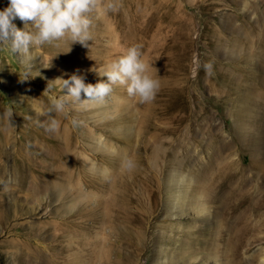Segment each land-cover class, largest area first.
<instances>
[{"label": "rangeland", "instance_id": "1", "mask_svg": "<svg viewBox=\"0 0 264 264\" xmlns=\"http://www.w3.org/2000/svg\"><path fill=\"white\" fill-rule=\"evenodd\" d=\"M90 31L0 49V264H264V0H120ZM137 44L153 101L40 114Z\"/></svg>", "mask_w": 264, "mask_h": 264}, {"label": "clouds", "instance_id": "2", "mask_svg": "<svg viewBox=\"0 0 264 264\" xmlns=\"http://www.w3.org/2000/svg\"><path fill=\"white\" fill-rule=\"evenodd\" d=\"M120 0H8V6L0 10V49H8L13 54H29L32 48L57 45V42L71 40L87 48L91 39L93 18L101 13L118 10ZM19 19L24 27L13 23ZM58 46V45H57ZM211 71V65H205ZM101 78L95 84L85 83L81 75L72 74L68 79L57 78L49 82L42 96H47L48 106L40 114H63L69 104L85 108L96 103H104L115 86L123 87L127 95L141 103L154 100L160 88L159 75H152V66L143 59L140 45L128 47L123 54L94 68ZM154 71L158 73L155 68ZM24 73L21 82L28 80ZM58 86L62 95L52 94V87ZM82 94L86 99H82ZM40 101V99H33ZM6 116L11 124L12 112ZM74 127L79 122L72 120ZM59 122L50 119L48 130L56 131Z\"/></svg>", "mask_w": 264, "mask_h": 264}, {"label": "bare ground", "instance_id": "3", "mask_svg": "<svg viewBox=\"0 0 264 264\" xmlns=\"http://www.w3.org/2000/svg\"><path fill=\"white\" fill-rule=\"evenodd\" d=\"M218 264V263H217Z\"/></svg>", "mask_w": 264, "mask_h": 264}]
</instances>
